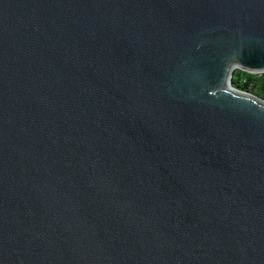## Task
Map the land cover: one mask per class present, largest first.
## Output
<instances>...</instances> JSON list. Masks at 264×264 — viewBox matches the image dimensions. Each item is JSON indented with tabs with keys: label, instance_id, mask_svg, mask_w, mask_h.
Returning a JSON list of instances; mask_svg holds the SVG:
<instances>
[{
	"label": "water",
	"instance_id": "obj_1",
	"mask_svg": "<svg viewBox=\"0 0 264 264\" xmlns=\"http://www.w3.org/2000/svg\"><path fill=\"white\" fill-rule=\"evenodd\" d=\"M264 0H0V264H264Z\"/></svg>",
	"mask_w": 264,
	"mask_h": 264
},
{
	"label": "trees",
	"instance_id": "obj_2",
	"mask_svg": "<svg viewBox=\"0 0 264 264\" xmlns=\"http://www.w3.org/2000/svg\"><path fill=\"white\" fill-rule=\"evenodd\" d=\"M232 86L264 97V71L249 72L234 68L231 77Z\"/></svg>",
	"mask_w": 264,
	"mask_h": 264
}]
</instances>
